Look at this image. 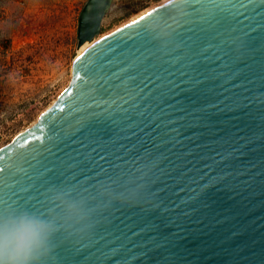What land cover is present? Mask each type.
Returning a JSON list of instances; mask_svg holds the SVG:
<instances>
[{
    "label": "water",
    "instance_id": "water-1",
    "mask_svg": "<svg viewBox=\"0 0 264 264\" xmlns=\"http://www.w3.org/2000/svg\"><path fill=\"white\" fill-rule=\"evenodd\" d=\"M111 2L85 0L76 47ZM13 208L57 225L39 264H264V0H165L99 36L0 146Z\"/></svg>",
    "mask_w": 264,
    "mask_h": 264
},
{
    "label": "rangeland",
    "instance_id": "rangeland-1",
    "mask_svg": "<svg viewBox=\"0 0 264 264\" xmlns=\"http://www.w3.org/2000/svg\"><path fill=\"white\" fill-rule=\"evenodd\" d=\"M162 0H113L104 35ZM85 0H0V146L32 124L67 85Z\"/></svg>",
    "mask_w": 264,
    "mask_h": 264
},
{
    "label": "clouds",
    "instance_id": "clouds-1",
    "mask_svg": "<svg viewBox=\"0 0 264 264\" xmlns=\"http://www.w3.org/2000/svg\"><path fill=\"white\" fill-rule=\"evenodd\" d=\"M66 214L83 213L75 204L66 206ZM57 231L54 219L27 209L0 212V264H39L51 251V238Z\"/></svg>",
    "mask_w": 264,
    "mask_h": 264
},
{
    "label": "bare ground",
    "instance_id": "bare-ground-1",
    "mask_svg": "<svg viewBox=\"0 0 264 264\" xmlns=\"http://www.w3.org/2000/svg\"><path fill=\"white\" fill-rule=\"evenodd\" d=\"M162 1H165V0H162ZM161 1V2H162ZM112 3H113V0H112V2H111V5H112ZM111 5H110V7H109V9L111 8ZM145 10H147V9H145ZM145 10H143V11H141L140 13H142V12H144ZM140 13H138V14H140ZM137 14V15H138ZM137 15H135V16H137ZM101 36V35H100ZM103 36V35H102ZM99 37H97V38H94V39H92L90 42H83L81 45H79L78 47H77V50L79 49V52H78V56H76V58L74 59V64H73V66L75 65V63L79 60V59H77L78 57L80 58L81 57V55L85 52V50L96 40V39H98Z\"/></svg>",
    "mask_w": 264,
    "mask_h": 264
},
{
    "label": "snow or ice",
    "instance_id": "snow-or-ice-1",
    "mask_svg": "<svg viewBox=\"0 0 264 264\" xmlns=\"http://www.w3.org/2000/svg\"><path fill=\"white\" fill-rule=\"evenodd\" d=\"M134 22H135V21H134ZM77 59H79V57H78Z\"/></svg>",
    "mask_w": 264,
    "mask_h": 264
}]
</instances>
